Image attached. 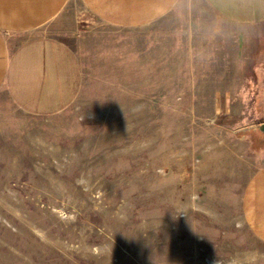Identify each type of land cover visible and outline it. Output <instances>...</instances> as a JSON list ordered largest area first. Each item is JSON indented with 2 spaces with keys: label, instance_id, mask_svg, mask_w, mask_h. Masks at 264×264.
<instances>
[{
  "label": "rangeland",
  "instance_id": "1",
  "mask_svg": "<svg viewBox=\"0 0 264 264\" xmlns=\"http://www.w3.org/2000/svg\"><path fill=\"white\" fill-rule=\"evenodd\" d=\"M74 5L46 27L80 59L74 101L43 116L0 89V264H264V22Z\"/></svg>",
  "mask_w": 264,
  "mask_h": 264
},
{
  "label": "crops",
  "instance_id": "2",
  "mask_svg": "<svg viewBox=\"0 0 264 264\" xmlns=\"http://www.w3.org/2000/svg\"><path fill=\"white\" fill-rule=\"evenodd\" d=\"M180 0H0V89L24 111L48 116L67 108L82 86V67L66 38L50 34L69 9L106 24L139 27L167 14ZM224 17L264 22V0H203ZM256 4L252 12L248 4ZM76 10V9H75ZM76 13V11H75ZM257 195L256 226L264 236V170Z\"/></svg>",
  "mask_w": 264,
  "mask_h": 264
},
{
  "label": "water",
  "instance_id": "3",
  "mask_svg": "<svg viewBox=\"0 0 264 264\" xmlns=\"http://www.w3.org/2000/svg\"><path fill=\"white\" fill-rule=\"evenodd\" d=\"M251 128L257 129V130L261 131L262 133H264V122H261V123L257 124L256 126L248 127V129H251Z\"/></svg>",
  "mask_w": 264,
  "mask_h": 264
}]
</instances>
